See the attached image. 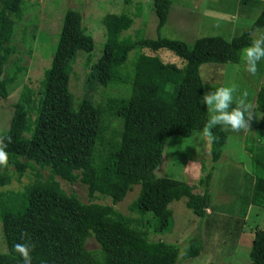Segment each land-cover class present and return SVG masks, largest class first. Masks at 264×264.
Returning <instances> with one entry per match:
<instances>
[{"label": "trees", "instance_id": "obj_1", "mask_svg": "<svg viewBox=\"0 0 264 264\" xmlns=\"http://www.w3.org/2000/svg\"><path fill=\"white\" fill-rule=\"evenodd\" d=\"M170 5V0H153L156 38L133 40L123 35L133 22L131 16L104 14L105 40L94 61L90 56L94 39L82 25V14L66 9L50 67L33 90L21 81L27 68L18 65L13 40L16 22L23 16L22 0H0V98L21 86L9 126L2 133L11 136L12 142L6 149L8 167H0V187L9 184L14 175L20 180L31 172L23 189L0 192L1 230L7 249L0 253V264H23L14 245L22 241L24 232L34 245L33 264H179L177 245L149 238L152 233L172 230L173 213L168 208L172 201L186 198L194 222L203 226L206 236L217 229L229 239L233 235L239 238L250 204L264 208V137L250 140L253 180L244 193L237 190L241 208L236 219L230 215L222 222L213 215L210 172L196 184L154 174L167 139L189 137L208 119L201 101L205 91L200 65L238 62L250 33L264 27L263 5L254 22L230 40L202 36L188 44L159 34ZM135 48L141 52L127 63ZM142 49L170 51L181 64ZM81 51L88 53L84 59L86 89L76 96L70 83ZM112 88L115 94L109 90ZM95 93L101 98L94 99ZM254 112L259 115L257 128L263 135L264 84L256 92ZM25 131L31 134L28 140L22 138ZM212 131L211 160L216 163L233 131L223 125ZM56 177L68 183L80 181L89 196L101 194L112 204L83 202L66 193ZM136 184L139 191L129 211L137 218L114 207ZM197 186L201 192L194 191ZM88 238L97 242V251L86 248ZM206 243V238L192 237L183 259L203 252ZM249 256L252 264H264V229L254 231Z\"/></svg>", "mask_w": 264, "mask_h": 264}, {"label": "rangeland", "instance_id": "obj_2", "mask_svg": "<svg viewBox=\"0 0 264 264\" xmlns=\"http://www.w3.org/2000/svg\"><path fill=\"white\" fill-rule=\"evenodd\" d=\"M170 9L165 25L160 30V36L179 39L192 44L202 36H221L230 40L250 26L258 16L264 5V0H170ZM68 8H74L82 14V25L93 37L94 47L90 56L96 60L104 44L103 17L106 13H125L132 17L130 27L123 35L131 39L156 38L157 18L153 11V0H22L23 16L16 22L14 43L17 46L18 65L26 66L27 71L21 78L22 83H28L33 90L43 80L45 72L51 64L52 55L56 48L63 14ZM264 31V27L256 29ZM141 52L135 48L129 52L127 63L133 61L134 56ZM142 52L157 55L166 62L181 64V60L172 52L158 50L150 52L142 49ZM85 55L79 52L74 65V74L70 87L76 96L84 92ZM241 57V55H240ZM11 68V65H10ZM245 66L239 58L236 63L207 62L199 67V74L203 81L204 91H212L219 86L236 83L239 91H247L248 98L255 107V96L258 88L264 84V60L258 64V72L255 76L244 70ZM21 86L13 89L11 94L0 98V133L7 130L12 116V105L18 98ZM113 91L114 88L109 89ZM116 93V92H115ZM114 93V94H115ZM101 94L95 93L94 99H100ZM259 115L254 112L250 121V130L243 133H228L227 142L223 146L220 159L213 163L211 160V141L203 137L199 130L189 137L179 135L167 139L160 164L154 171L157 177H166L175 180L196 184L198 179L211 173L209 192L211 195V210L216 217H221L222 222L228 216L236 219L241 208L237 190L245 192L253 178V163L248 151L250 140L257 142L264 137L257 128ZM254 143V142H253ZM48 175V171H43ZM248 179H247V178ZM31 179V172L27 171L20 180L15 179L0 187V192L8 190H21ZM61 188L66 193L75 194L83 202H96L100 204H112L108 197L95 193L89 196L86 185L80 181L68 183L56 177ZM201 186L194 189L201 192ZM139 191V185L133 186L123 200L114 207L125 215L135 218L138 215L129 211L130 203L135 199ZM168 208L173 213V228L163 234L150 235V240H164L177 245L179 249V264H252L249 256L250 246L254 231L264 229V208L251 206L247 212L246 223L240 231L239 238L233 235L229 239L220 231L206 236L203 226L194 222L192 211L186 206V198L174 200ZM210 209L207 210L209 212ZM198 236L206 238V247L197 256L183 259L189 246V240ZM226 237V243L225 241ZM88 250L97 251V242L88 238L85 244ZM6 245L2 236L0 221V253L6 252Z\"/></svg>", "mask_w": 264, "mask_h": 264}, {"label": "clouds", "instance_id": "obj_3", "mask_svg": "<svg viewBox=\"0 0 264 264\" xmlns=\"http://www.w3.org/2000/svg\"><path fill=\"white\" fill-rule=\"evenodd\" d=\"M241 60L244 70L255 76L258 72V64L264 60V31L254 30L250 33L248 46L241 50ZM201 101L206 105L208 119L199 130L200 134L208 141L215 139L213 129L216 126H226L235 133L250 130V121L254 116V105L248 98V92L239 91L236 83L222 85L212 91L205 92ZM22 138L28 140L31 134L28 131L22 133ZM12 142L11 136L0 133V167H8V144ZM22 241L14 245L15 252L22 258L23 264H33L31 255L34 245L26 232L21 234Z\"/></svg>", "mask_w": 264, "mask_h": 264}, {"label": "crops", "instance_id": "obj_4", "mask_svg": "<svg viewBox=\"0 0 264 264\" xmlns=\"http://www.w3.org/2000/svg\"><path fill=\"white\" fill-rule=\"evenodd\" d=\"M251 206H256V205H252V204H250V205L247 207V211H246V215H245V223H246L247 212L251 209ZM260 208H261V207H260Z\"/></svg>", "mask_w": 264, "mask_h": 264}]
</instances>
